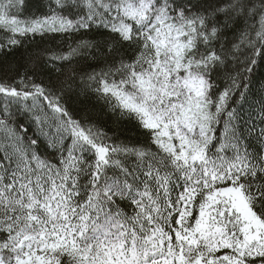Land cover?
<instances>
[{
	"label": "snow or ice",
	"instance_id": "snow-or-ice-1",
	"mask_svg": "<svg viewBox=\"0 0 264 264\" xmlns=\"http://www.w3.org/2000/svg\"><path fill=\"white\" fill-rule=\"evenodd\" d=\"M258 63L264 0H0V264H264Z\"/></svg>",
	"mask_w": 264,
	"mask_h": 264
},
{
	"label": "trees",
	"instance_id": "trees-1",
	"mask_svg": "<svg viewBox=\"0 0 264 264\" xmlns=\"http://www.w3.org/2000/svg\"><path fill=\"white\" fill-rule=\"evenodd\" d=\"M17 55H19V53H17ZM262 77H264V65L258 63L254 69V79L260 81Z\"/></svg>",
	"mask_w": 264,
	"mask_h": 264
}]
</instances>
